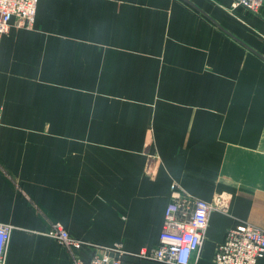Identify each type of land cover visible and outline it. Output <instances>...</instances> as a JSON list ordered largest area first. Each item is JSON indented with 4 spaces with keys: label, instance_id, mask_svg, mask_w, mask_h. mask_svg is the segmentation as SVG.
I'll return each instance as SVG.
<instances>
[{
    "label": "crops",
    "instance_id": "crops-1",
    "mask_svg": "<svg viewBox=\"0 0 264 264\" xmlns=\"http://www.w3.org/2000/svg\"><path fill=\"white\" fill-rule=\"evenodd\" d=\"M0 44L6 264H71L55 222L86 261L154 247L174 186L220 202L192 264L264 229V1L39 0Z\"/></svg>",
    "mask_w": 264,
    "mask_h": 264
},
{
    "label": "built area",
    "instance_id": "built-area-1",
    "mask_svg": "<svg viewBox=\"0 0 264 264\" xmlns=\"http://www.w3.org/2000/svg\"><path fill=\"white\" fill-rule=\"evenodd\" d=\"M38 1L0 0V38L12 26L31 28L35 22ZM263 1L233 0V7L241 6L258 13ZM218 203L195 197L174 186L165 209L158 245L142 248L138 252L127 251L122 243L94 245L95 250L88 261L78 252L86 242L72 235L60 222H55L46 233L69 250L71 264H135L127 259L128 256L166 264H192V257L203 245L209 215L219 208ZM12 229L13 225L0 221V264H6ZM263 256L264 229L244 223L228 231L216 249L214 264H257Z\"/></svg>",
    "mask_w": 264,
    "mask_h": 264
}]
</instances>
